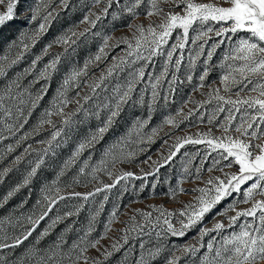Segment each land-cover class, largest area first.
<instances>
[{
    "label": "snow or ice",
    "instance_id": "1",
    "mask_svg": "<svg viewBox=\"0 0 264 264\" xmlns=\"http://www.w3.org/2000/svg\"><path fill=\"white\" fill-rule=\"evenodd\" d=\"M24 2L25 0H0V30L17 22L22 24L19 43L13 41L11 44L18 48L15 57H0V61H7L6 65L0 63V77L7 74V68L19 63L25 53L30 52L40 37L49 31L53 21L59 16L57 9H68L71 4V0H36L35 3L22 7ZM223 2L229 6H222L217 0H92L93 7L100 4L104 7L98 12L89 11L77 25L68 27L56 36L35 55L29 67L18 73L4 88H0V143L10 137H16L15 144L7 145L8 153L15 151L32 135L39 134L44 125H50L52 128L50 138L40 141L47 147L41 150L42 154L38 153L39 159L26 173L22 182L0 200V208L22 188L32 183L44 163V156L66 143V130L72 131L78 125H87L91 118L100 121L78 142L73 155L65 162L56 180L41 189V198L36 201L38 211L21 214L15 219L11 215L0 218V264H103L102 260L87 253L89 249H96L107 232L111 231V225L117 219L118 208L111 213L102 236L89 239L94 231L93 216L83 234L78 235L71 243L67 234L75 230L74 224L66 225L54 239L43 242L52 235L59 224L78 215L84 203L96 193L110 190L122 180L132 177L142 181L141 190L149 176L159 183L160 169L169 165L180 153L181 148L188 144L204 147L191 154L187 151L182 154L189 159L182 164V172L175 187L166 195L170 199L175 198L177 194L192 198L186 203L181 202L182 206L174 210H168L164 206L155 207L158 213L155 216L152 211L135 209V215L124 222L125 227L119 230L121 235L112 243V251L105 248L101 255L107 259L113 251H119L131 239L145 235L154 234L158 240L169 237L183 238L190 230L199 226L196 244H161L154 250L148 249L145 252V245L141 242L142 251L136 264H152L162 253H167L163 256V264H181L182 259L196 256L201 249L204 251L199 264H264V0ZM164 4L172 7L165 11L162 6ZM141 5L145 6L144 16L148 20L147 24L135 23L141 14L137 11ZM181 5L183 7L179 12L173 10ZM153 16L157 19H151ZM109 17L113 21L129 17L124 27L132 29L131 37L115 38L112 35H102L100 31L93 32L98 22ZM33 24L36 25L34 28L31 27ZM80 24L88 26L77 30ZM174 32L176 38L169 44ZM241 32L245 35L237 36ZM91 37H100L101 40L96 53L89 56L82 66L70 67L63 76L49 108L45 109L37 124L31 131L17 136L27 124L32 111L47 94L52 77L62 61L73 56L80 43ZM54 46H60L62 51L50 52ZM221 46H226L228 50L220 58L219 64H216L213 58ZM117 48L120 53L112 56L111 63L101 70L98 77L89 82L90 66L99 67L101 62L108 60L109 53ZM45 57L49 59L38 69L37 65L41 64ZM158 62L159 70L156 67ZM216 69L220 70L219 85H209L210 91L201 93L207 95L208 99L194 101L189 96L184 106L177 109L176 116H166L162 124L153 128L147 135V140L154 142L153 137L166 125L179 128L183 120L193 116L205 104L213 102L215 107L207 123L214 124L223 113V120L216 124L219 135L209 129L202 133L177 136L174 143L168 145L166 155L162 153L157 160H152L149 156L141 161L144 164L151 161L149 170L141 168L139 175L132 171L120 170L115 174L112 183L105 184L101 181V186H97L94 191L67 192L59 186V177L64 175V170L85 150L94 148L104 139L105 134L114 127L125 111V106L147 109L145 117H137L133 126L138 137L135 143L143 144L145 137L140 135V130L151 121L157 106L174 102L178 85L191 84L194 77L197 82L192 84V91L204 89L210 73ZM126 70L127 75L121 80L120 74ZM33 73L35 75L32 80L23 85V79ZM113 79L116 83L112 84L109 90ZM41 81L44 83L34 94L31 89ZM106 81L108 83H105ZM85 88L88 89L87 92H84ZM72 89H78L75 96L68 95ZM245 92L246 94H242ZM89 101L92 103L89 104ZM188 103L197 107L185 113L184 108ZM70 104H75L76 107L65 111ZM86 104L88 107H85ZM78 115L82 118L76 119ZM53 116L59 117V122L54 121ZM178 116L181 117L180 120L177 119ZM198 119L203 122L204 118L200 116ZM166 135L171 137L173 134ZM129 142V137H121L109 145L104 150L105 159H102L100 164L111 163L115 168L117 163H133L138 152H144L146 149L141 147L138 152L127 150ZM163 143L168 144V141L164 140ZM30 150L36 151L32 149L31 144L27 145L22 154L15 156L13 163L22 162L25 154H31ZM197 156L200 157L199 164L190 170ZM205 163H208L207 168L204 167ZM233 166L237 167V171H225ZM87 167L88 162L85 160L78 173L84 174ZM11 170L0 169V183ZM99 170H104L109 177L114 176L112 170L97 166L92 170L93 179L97 178L95 173ZM214 171L220 175H211ZM189 181L193 186L183 187V184ZM78 182V179L74 178L73 184L66 185V188H71ZM245 185L247 186L242 190ZM229 197L232 202L215 212V217L224 219L214 217L212 227L209 228L204 224L205 217ZM76 198L82 203L74 206V211L50 218L48 226L33 237L41 222L49 218V214L60 201ZM107 199L108 195L105 194L104 200ZM240 204H250V207L238 208ZM20 207H23V204ZM229 212L235 214L229 215ZM96 215H99V212ZM137 216L141 220H137ZM5 223L13 228L18 226V234L7 233L3 228ZM30 237L31 242L19 255L12 258L16 249L24 245L25 241H29ZM205 237H208L207 242Z\"/></svg>",
    "mask_w": 264,
    "mask_h": 264
},
{
    "label": "rangeland",
    "instance_id": "2",
    "mask_svg": "<svg viewBox=\"0 0 264 264\" xmlns=\"http://www.w3.org/2000/svg\"><path fill=\"white\" fill-rule=\"evenodd\" d=\"M36 0H25L24 5L22 7H27L29 4L35 3ZM204 2H208V0H204ZM217 2L221 3L222 6H229L224 3L223 0H217ZM165 11L171 8V5L164 4L162 5ZM55 7V3L53 4ZM104 7L103 4L97 5L95 7L92 6V0H71L70 7L68 9L58 8L59 12L58 18L53 21L52 26L49 31L40 37L35 47L31 49L30 52L25 53L24 58L17 63L6 69L7 74L4 77H0V88H4L7 83L15 78L18 73H22L23 70L31 64L32 59L36 54H39L40 51L44 48L45 45L50 43L56 36L60 35L64 32L68 27L75 26L79 23V21L86 15L89 11L98 12L100 8ZM115 7V6H114ZM181 7L173 9L176 12L181 10ZM111 11V10H110ZM140 12L139 18L135 21V23H148V20L145 19L144 11L145 6L141 5L140 8L137 9ZM129 17H123L117 21L111 20V18H105L102 22H98L97 28L93 29V32L100 31L102 35H112L115 38H119L121 36H129L131 37L132 29L124 27L127 23ZM151 19L156 20L157 17L153 16ZM39 21H37L38 23ZM36 25L33 24L31 27L34 28ZM86 24H80L77 30H83V28L87 27ZM22 28V24L20 22L14 23L3 30H0V57L8 56L9 58H14L18 48L11 46L13 41L19 43V31ZM179 31V30H177ZM245 33H238L237 36H243ZM191 36V32H190ZM176 38V33H173L172 39L169 40V44L173 42ZM236 37H233L235 39ZM83 39V38H82ZM100 37H91L87 41L80 43L77 48L76 53L68 58L65 61H62L61 65L58 67V71L53 75L52 80L50 82L48 92L44 96V98L40 101L38 106L32 111L31 116L28 118L27 124L24 125V128L17 134V136L22 135L24 132L31 131L32 128L37 124L39 119L41 118L45 109L49 108L50 102L53 97L56 95L57 89L62 82L63 76L70 70L71 66H82L84 61L89 57L96 53L98 46L100 45ZM112 43V41H110ZM211 43V41H209ZM123 47V46H122ZM226 46H221V48L217 49L216 55L213 58V62L219 64L220 58L227 52ZM62 48L60 46H54L50 52H60ZM187 52V49H186ZM120 53V49H114L109 53V57L107 61H103L99 64V67L90 66L89 68V76L88 81L91 82V79L94 77H98L101 74V70L108 64L111 63L112 56L118 55ZM49 58L45 57L44 61L41 64L37 65L39 69L43 63L47 62ZM0 63L7 64V61H0ZM157 70H159V62L156 65ZM29 75L23 79L22 84L27 85L30 80H32L33 76ZM127 75V70L124 73L120 74V79L122 80ZM181 77L183 76V65L181 68ZM219 75L220 70L216 69L212 71L206 81V86L204 89L200 91L193 92L192 84H195L197 81L194 77L191 84L185 83L182 85H178L177 91L174 96V102H171L167 105H158L156 111L152 114L153 118L151 121L140 130V135L145 137L143 144H137L138 137L134 130V123L137 117L143 119L145 117L146 108H142L139 106H125V111L121 114V117L118 119L117 123L114 127L105 134L103 140H101L98 144L95 145L94 148L85 150L79 157L76 158L75 162L69 165L67 169L64 170V175L59 177V186L65 188L67 192L77 191L81 193H87L90 191H94L97 186H101V181L105 184L112 183L115 177V174L120 170L124 171H132L137 175L140 174V169L149 170L148 164L141 163L147 157L151 156L152 160H157L160 158L161 154H167L168 145H171L175 141V137L184 136L188 134H197L206 132L209 129L215 135H219L220 132L216 127L220 121L223 120V113L220 114L219 120H217L214 124H208V117L212 115L213 109L215 107V102L205 104L204 107L199 108L193 116L189 117L186 120H183L180 123L179 128H173L171 125H166L162 130L158 131V133L153 137L154 142H149L147 140V135L150 134L153 128H156L158 125H161L163 119L168 115L176 116L177 109L181 106H184L186 99L191 96L194 101H206L208 99L207 95H202L201 93H207L210 91L209 85H219ZM44 81H41L39 84L33 86L31 91L35 94L41 87ZM105 83H108L106 81ZM116 80L113 79L111 84H109V90L111 89L112 84H115ZM251 87V86H249ZM76 91L78 89H72L69 91V96H75ZM88 89L85 88L84 92H87ZM99 91V90H98ZM236 91V89H233ZM84 92L81 94L83 95ZM242 94H246L242 93ZM92 101H89L91 104ZM76 107L75 104H70L65 111H71ZM85 107H88L86 104ZM197 105L193 103H188L184 108L185 113L189 109L196 108ZM25 114H27V109H25ZM103 113L101 114V119H103ZM203 116V122H201L198 117ZM81 116H77L76 119H81ZM52 119L56 122H59V117L53 116ZM178 120L181 117H177ZM100 121L91 118L87 125H78L72 131L66 130V143L61 144L60 147L55 148L53 152H49L48 155L44 156V163L41 165L40 169L37 172L35 178H33L32 183L24 188H22L18 193L15 194L6 204H4L3 208H0V218L12 216L13 219L20 217L21 214H30L33 210L38 211V206L36 205V201L41 198V189L44 185H50L53 180H56L57 175L60 173V170L64 167L66 161L73 155L75 148L78 142L83 138L86 132L89 129H94ZM264 127V126H262ZM52 128L50 125H44L39 134L32 135L28 140L24 141L20 147L16 148L15 151L8 153L7 145L15 144L16 137H10L9 139L4 140L0 143V169L11 168L12 170L4 176L3 182L0 183V200H3V197L7 195V193L12 190L17 184L22 182L26 173L30 170V168L35 164V162L39 159L38 153L42 154V149L46 148V144L40 143L41 140H46L50 138V133ZM166 133H172L171 137L167 136ZM7 135V134H6ZM121 137H129L130 142L127 145V150L137 151L138 149L143 147L146 150L144 152H138L136 157L134 158V162L131 164L128 163H117L115 168L112 167L111 163H106L101 165L100 161L105 159L104 150L118 140ZM167 140L168 144H164L163 141ZM31 144L32 149L36 151H31V154H25L24 160L19 164H14V158L17 155H20L24 152V148L27 145ZM203 145H185L184 148H181L180 153L177 154L176 157L173 158L169 165L160 169L159 173V183H156L153 180V177L149 176L146 181H144V188L141 190L140 185L142 183L141 180L136 179L135 177L129 178L128 180H122L116 187L105 190L99 193H96L94 197H90L88 202L84 203L83 208L80 209L78 215L68 218L64 221V223L59 224L52 235L47 238L43 243H47L49 240L54 239L56 234L61 232L66 225L74 224V231L67 234V238L69 243L72 240L76 239L78 235H82L83 231L86 230L89 221L93 216H95L94 221V231L91 233L89 239L96 238L98 236H102L105 233V226L108 224L109 219L111 218V213L115 208H118L117 219L111 225V231L107 232V235L104 239L101 240V243L97 245L96 249H89L87 255L92 257H97L103 261V264H136V261L139 259V255L142 251L140 248V243L143 242L145 245L144 251L148 249H155L161 244H166L168 246L172 245H183V244H196L197 242V233L199 231V226L193 228L188 232L186 236L183 238H166L164 240H158L157 237L153 234L152 236H142L137 239H131L128 244L124 245L119 249V251H113L112 255L105 259L101 252L103 249L107 248L109 251H112L111 245L117 239H119L121 233L120 229L125 227L124 222L128 221L132 215H135V209H141L143 211H152L153 215H157L155 211V207L164 206L168 210L178 209L182 206L181 202H188L192 197L182 194H177L175 198L170 199L167 192L173 187H175L177 180L180 177L182 172V164L186 162L189 157L182 155L185 151L189 154L194 153L198 150L203 149ZM215 155V153H213ZM87 160L88 167L85 169L84 174H79L78 169L84 166V161ZM211 160V158H209ZM29 161L32 163L30 164ZM200 161V157L197 156L194 158L192 165L190 166V170L194 169ZM99 166L101 169L112 170L114 173L113 177H109L104 170H99L95 173L96 179L92 177V170ZM205 168L208 167V163H205ZM225 171H237V167L233 166L231 169H225ZM205 175V178H207ZM211 175H220L219 172L214 171ZM78 179V183L74 184L71 188H66V185L73 184V179ZM191 181L183 184V187L190 188L192 187ZM242 186V190L243 187ZM108 195V199L105 201L104 196ZM234 195H236L234 193ZM259 199V197H257ZM27 201V203H23ZM232 202V198L229 197L225 201L222 202L221 205L217 206V209L213 211V213L209 214L205 217L204 224L209 228L212 227L214 222L215 212L225 207L228 203ZM82 203L78 198L72 200L60 201L54 208L52 213L49 214V218H46L45 221H42L36 232L33 233V237L37 235L40 231L48 226L50 222V218L55 215H63L68 211H74V206H78ZM23 204V207L20 205ZM101 204L103 207L101 208ZM250 207V204H240L238 208H247ZM99 212V215L96 213ZM235 213L229 212V215H234ZM216 219L223 220L224 217H215ZM243 219V218H241ZM251 219V218H249ZM137 220H141L139 216H137ZM143 222V221H141ZM5 231L9 234L13 232H19V227L13 228L10 224L5 223L3 225ZM134 235V234H133ZM208 237H205L204 240L207 242ZM32 238H29V241H25L24 245H21L20 248L16 249L14 253V258L16 255H19L24 248L31 242ZM99 250V251H98ZM204 249H201L196 256H189L185 259L181 260V264H199V259ZM167 255V253H162L160 257H158L152 264H163V256ZM179 255V253H177Z\"/></svg>",
    "mask_w": 264,
    "mask_h": 264
}]
</instances>
